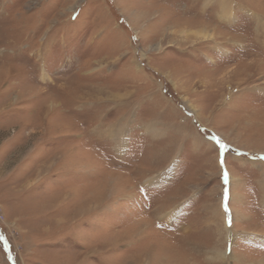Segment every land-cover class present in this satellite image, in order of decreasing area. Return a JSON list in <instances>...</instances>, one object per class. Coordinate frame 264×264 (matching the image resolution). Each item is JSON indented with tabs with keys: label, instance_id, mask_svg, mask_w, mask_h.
<instances>
[{
	"label": "rangeland",
	"instance_id": "1",
	"mask_svg": "<svg viewBox=\"0 0 264 264\" xmlns=\"http://www.w3.org/2000/svg\"><path fill=\"white\" fill-rule=\"evenodd\" d=\"M0 264H264V0H0Z\"/></svg>",
	"mask_w": 264,
	"mask_h": 264
},
{
	"label": "bare ground",
	"instance_id": "2",
	"mask_svg": "<svg viewBox=\"0 0 264 264\" xmlns=\"http://www.w3.org/2000/svg\"><path fill=\"white\" fill-rule=\"evenodd\" d=\"M223 15H225L227 18H229V16L231 15L229 12H224V14ZM202 28H203V26H202ZM207 30V29H206ZM200 31V30H199ZM203 31V30H202ZM196 32V31H195ZM204 32V31H203ZM181 33H182V31H181ZM185 33H187V32H185ZM209 33V32H208ZM191 34V33H190ZM194 34V33H193ZM205 36H207L206 34H204ZM188 36V35H187ZM191 36H192V34H191ZM197 36V35H196ZM195 36V37H196ZM198 37H200V36H198ZM216 38H214V40H215ZM216 41V40H215ZM98 92H100V91H98ZM124 96V95H123ZM123 96H121V98L123 97ZM115 98V97H114ZM93 207V206H92ZM222 256V257H221ZM219 258H223V253H221V255H219Z\"/></svg>",
	"mask_w": 264,
	"mask_h": 264
},
{
	"label": "snow or ice",
	"instance_id": "3",
	"mask_svg": "<svg viewBox=\"0 0 264 264\" xmlns=\"http://www.w3.org/2000/svg\"><path fill=\"white\" fill-rule=\"evenodd\" d=\"M221 147H223V145H221ZM225 180H227V173H225Z\"/></svg>",
	"mask_w": 264,
	"mask_h": 264
}]
</instances>
